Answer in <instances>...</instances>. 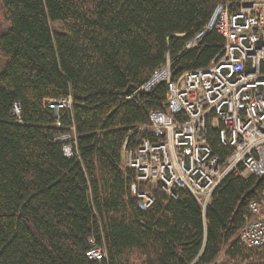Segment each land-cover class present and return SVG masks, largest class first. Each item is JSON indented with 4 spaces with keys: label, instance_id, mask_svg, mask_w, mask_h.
Returning <instances> with one entry per match:
<instances>
[{
    "label": "trees",
    "instance_id": "16d2710c",
    "mask_svg": "<svg viewBox=\"0 0 264 264\" xmlns=\"http://www.w3.org/2000/svg\"><path fill=\"white\" fill-rule=\"evenodd\" d=\"M242 1L0 0V264H264V248L238 238L264 175L229 174L205 209L190 190L159 185L144 211L122 162L124 147L156 140L149 112L167 98L165 82L137 87L168 56L175 80L208 67L222 35L185 45L219 4ZM70 96L57 114L50 103ZM72 131L68 157L60 137ZM210 142L230 153L216 131ZM96 247L107 256L88 257Z\"/></svg>",
    "mask_w": 264,
    "mask_h": 264
},
{
    "label": "built area",
    "instance_id": "2783aa9c",
    "mask_svg": "<svg viewBox=\"0 0 264 264\" xmlns=\"http://www.w3.org/2000/svg\"><path fill=\"white\" fill-rule=\"evenodd\" d=\"M209 30L222 35L225 44L208 67L175 80L168 56L137 87L136 91L149 92L165 82L168 88L162 108L149 112V128L156 140L144 139L136 150L123 148V165L136 174L130 194L141 210L155 203L153 191L159 185L174 197L177 188L190 190L205 209L229 174L264 175V0L242 1L236 10L228 3L219 4L185 49L197 46ZM50 104L58 114L72 108L73 98ZM14 113H21L19 103ZM73 131L60 137L68 157L77 151ZM214 131L230 151L224 159L211 145ZM250 210L238 238L249 248H264V192ZM87 255L101 260L107 253L96 247Z\"/></svg>",
    "mask_w": 264,
    "mask_h": 264
},
{
    "label": "rangeland",
    "instance_id": "374dc122",
    "mask_svg": "<svg viewBox=\"0 0 264 264\" xmlns=\"http://www.w3.org/2000/svg\"><path fill=\"white\" fill-rule=\"evenodd\" d=\"M6 26H7V22L5 20L4 13H3L2 9L0 8V35L5 32ZM55 26H56V28L60 27L59 25H55ZM4 63L5 62L0 57V71H1Z\"/></svg>",
    "mask_w": 264,
    "mask_h": 264
}]
</instances>
